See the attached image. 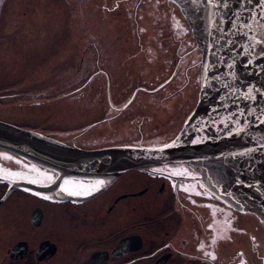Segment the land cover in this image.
Instances as JSON below:
<instances>
[{"label": "flooded vegetation", "instance_id": "obj_1", "mask_svg": "<svg viewBox=\"0 0 264 264\" xmlns=\"http://www.w3.org/2000/svg\"><path fill=\"white\" fill-rule=\"evenodd\" d=\"M131 173L100 191L0 150V264H264V226L211 199L189 167Z\"/></svg>", "mask_w": 264, "mask_h": 264}, {"label": "water", "instance_id": "obj_2", "mask_svg": "<svg viewBox=\"0 0 264 264\" xmlns=\"http://www.w3.org/2000/svg\"><path fill=\"white\" fill-rule=\"evenodd\" d=\"M167 1L200 52L194 108L173 139L157 147L86 149L0 120V150L58 179L102 182L100 191L126 172L185 165L211 199L264 226V0Z\"/></svg>", "mask_w": 264, "mask_h": 264}, {"label": "rangeland", "instance_id": "obj_3", "mask_svg": "<svg viewBox=\"0 0 264 264\" xmlns=\"http://www.w3.org/2000/svg\"><path fill=\"white\" fill-rule=\"evenodd\" d=\"M136 2L139 3V6H141L140 3L142 4L136 9L139 17L137 14L135 15ZM113 3L118 8L111 12ZM103 6L106 8L104 9ZM178 11L166 0H0V120L26 129L32 128L29 130L42 134H50L69 145H74L73 140L80 145L78 147L86 149L88 146L83 143L95 144L92 140L83 141L84 138H81L79 133L75 135L78 130L71 131L72 135L69 134L70 130L67 129L75 127L79 129L83 124L81 123L83 119L79 117L80 107L75 108L76 103L72 104L70 98L62 97L59 100L57 97L45 96L49 95L46 91L47 83L52 81L63 69H69L73 62L84 60L83 63H78L74 69L77 73L79 71V75L81 74L80 70L85 69L82 75L86 76L90 73L89 68H94V62L105 64L104 61L108 55L102 56V53L105 54V52H101L98 59L92 58L91 54L94 50L84 48L87 45V36L91 34L86 31L81 35V31H84L85 28L90 32L97 31L100 25L106 27L114 21H119L120 25L116 27L117 33L122 38L123 33H126L130 41L125 55L141 52L139 50H143V46H151L154 49L151 41L158 37L155 48L159 54L163 55L164 79L169 78L171 83L168 85L176 82L173 85L178 84V87L181 86L185 90L182 99L179 98V101L173 106L163 107L162 104L157 106L152 104L151 109L150 106L144 104L138 106L145 114L148 111L152 113L154 110L160 113H156V116L161 119L156 125H152L153 122L148 123L151 121L150 118H146L147 122L138 129L134 125L131 126L128 121L122 122V118L118 121L113 120L100 124L93 130V134L100 135L102 131L104 135L111 137L108 142L101 139L97 146L91 148L103 147V144L108 143H110L109 146H137L138 141L145 146H147L146 143H149L148 147L167 143L178 132L183 121L193 110L199 88L200 57L197 52L195 57H198V62L194 60L192 52L185 53L186 55L183 54L177 60L176 68H172L166 47L159 44V42L168 40L173 43V45L170 44L171 48L173 46L174 49L177 45L181 47L179 38L176 40L172 36L177 22L179 24V18L181 19ZM92 15H95V21L100 23L98 28L93 26ZM180 21L179 30L184 27L182 19ZM152 24L154 29H152ZM144 28L146 33L140 34ZM166 30L171 32L168 39H159L163 37L162 34L156 36V33ZM184 30H188V28L186 27ZM92 35H101V33H92ZM101 38L103 37L101 36ZM112 42L115 43L112 44V48L119 43L118 41ZM115 50L119 52L117 48H114ZM181 51L183 52V50ZM111 59L109 57L108 61ZM151 60H154V57H151ZM66 72L71 73V70ZM113 80L114 78L110 81L111 84ZM152 81H156V79L153 78ZM97 90L100 92V88ZM127 92L129 90L119 97V103L127 98ZM37 93L41 94L42 100L36 99L38 98ZM139 102L142 103L143 99ZM90 107L96 110L97 116H105V107L101 108L95 103ZM113 111L111 110L113 117L118 118L116 111ZM143 116L146 117V115ZM140 117L142 118V116ZM56 126L65 129L63 133L48 131ZM115 128L120 132L119 135L112 133V130L116 131ZM130 141L131 144H125ZM152 142L155 144L152 145ZM123 175L135 176L137 174L126 172Z\"/></svg>", "mask_w": 264, "mask_h": 264}, {"label": "trees", "instance_id": "obj_4", "mask_svg": "<svg viewBox=\"0 0 264 264\" xmlns=\"http://www.w3.org/2000/svg\"><path fill=\"white\" fill-rule=\"evenodd\" d=\"M172 4V3H170ZM142 6V4L140 3ZM139 6V3H135V11L137 8L141 7ZM172 6L178 10V8L172 4ZM104 9L106 8L103 6ZM118 7L115 6V3L111 6V12H113L114 9ZM91 10V9H90ZM179 12V11H178ZM130 16L131 13L129 12ZM137 14V17H139L137 11L135 15ZM180 14V12H179ZM92 23L94 27L98 28L99 22L95 21V15H92ZM182 22H183V29L179 30V24H180V18H179V24L177 22V27H175L174 31L172 32V36L175 37L176 40L179 38V42H181V47L178 46V49L176 47L173 49L170 47V44L173 45L172 42H169L168 40H164V42H159L161 46H165L167 51V55L169 56L171 62L170 67L176 68V62L179 59L180 56L183 54H188L192 52V56L196 62L199 61L198 57H195L196 52L198 56L200 57V54L198 51H195V43L191 37L190 31L184 30L186 29L187 23L183 19L182 15L180 14ZM155 22V21H153ZM120 25L119 21H114L111 25L103 27L100 25V28L97 31H89L86 28L84 31H81V35L84 34V32H88L91 35L87 36V45L84 47L85 49L94 50L93 54H91L92 58L98 59L99 54L101 52H105L103 55H108L107 59L104 61L105 64H101L98 62H94V68H89L90 73L86 75H82L83 71L85 69L79 71L74 69L75 66L78 63H83L84 60H80L81 62H73L71 65V69H63L59 74H57L54 79L50 82H48V89L46 90L49 95H45L48 97H57L59 100L63 98H70V101L72 104L75 102V108L80 107L81 114L79 117H81L83 120L81 123H83L80 128L77 127L70 130L76 131L75 135L80 133L81 131H87L86 135L84 137L81 136V138H84L83 141H93L95 144L90 143H83L88 146H97L100 143L101 139H104V142H108L110 139V135H104V133L101 131L100 135H94L93 130L99 126L100 124L115 121V120H121L122 122L128 121L130 122V125L137 124L139 127L144 126V123L147 122L146 118H150L151 121L148 123H152V125H156L158 120H161L158 116H156V113H158L157 110H154L152 113L149 111L147 114L144 112H141V109L138 107L139 105H148L150 106V109L152 108V104L157 106L158 104L164 105L163 107L173 106L174 104L179 101V98L182 99L183 91L185 88L178 87V84L168 85L169 78L164 79L163 76V67H162V54H159L158 50L155 48V43L158 41V37H156L153 41H151V44L153 45L154 49L151 46H143V50H139L141 52H134V53H128V55H125V51L130 46V41L128 39V36L126 33H123V38L120 36L119 33H117L116 27ZM92 26V25H91ZM152 24V29L153 28ZM186 26V27H185ZM92 33H101V35H95L93 36ZM146 33L145 28L140 31V34ZM170 31L166 30L162 33H156V36H160L161 34L163 37H160L159 39H168ZM160 34V35H159ZM101 36L103 38H101ZM147 36V34H146ZM111 37V39H110ZM122 38V39H121ZM148 43L150 42L147 38ZM174 40V39H173ZM112 41H118V45L114 48H117L119 52L114 51V48H112ZM107 43V44H106ZM106 44V45H105ZM150 44V43H149ZM110 45V46H109ZM171 48V49H170ZM183 50V52L181 51ZM180 52H182L180 54ZM108 53V54H107ZM118 53V54H117ZM185 54V55H186ZM125 55V57H124ZM160 56V57H159ZM111 57L112 59L108 61V58ZM151 57H154V60H151ZM161 58V60H160ZM149 63V64H148ZM147 64V65H146ZM165 64V63H164ZM163 64V65H164ZM93 65V63H92ZM74 69V70H72ZM67 70H71L70 72H66ZM103 71H106L105 73ZM190 70L188 71V73ZM114 78L112 81V84L110 81ZM155 78L156 81H152V79ZM55 80V82H54ZM178 81V80H177ZM144 83V84H139ZM178 83H180L178 81ZM147 86H146V85ZM198 84V83H197ZM149 85V86H148ZM103 86V90H102ZM98 88H100V92H98ZM123 89V90H122ZM129 90L126 94L128 95L127 98L119 103V97ZM169 93H168V92ZM164 94H161L163 93ZM174 92V93H173ZM41 93V92H39ZM37 93L38 98L42 100L41 94L39 95ZM40 97V98H39ZM100 97V99H98ZM162 97V98H161ZM143 102H139V100H142ZM74 100V101H73ZM161 100V101H160ZM97 104L99 107H105V116L102 117L96 115V110L92 109L90 107L91 104ZM111 110H115L118 118H114ZM129 111V112H128ZM114 112V111H113ZM127 113V115H125ZM151 116H149L148 115ZM155 113V114H154ZM101 114L103 115V111L101 110ZM108 114V116H107ZM160 114V113H158ZM143 115H146L143 116ZM142 116V118L140 117ZM138 117V118H137ZM91 120V121H89ZM95 125V123H98ZM185 121H183L181 127L183 126ZM147 126V124H145ZM118 128V126H116ZM25 128V127H23ZM55 128V130H54ZM48 131H57V133H63L65 129H61V127H54ZM112 130V133L114 134H120L118 129ZM32 129V128H27ZM111 132V131H110ZM45 133V132H43ZM47 136L52 137L50 134H45ZM72 135V134H70ZM74 136V135H73ZM53 138H56L53 136ZM145 139V138H144ZM155 140V139H154ZM125 144H131V141Z\"/></svg>", "mask_w": 264, "mask_h": 264}, {"label": "snow or ice", "instance_id": "obj_5", "mask_svg": "<svg viewBox=\"0 0 264 264\" xmlns=\"http://www.w3.org/2000/svg\"><path fill=\"white\" fill-rule=\"evenodd\" d=\"M251 95V93L249 92V96ZM195 143V141H193ZM165 147H168V145H165ZM9 176H15L16 174L13 173H9ZM49 179H51L49 177ZM98 183H102V182H98ZM65 187L63 188V191L68 192L70 195H76L79 194L76 191H74V185H72V182L69 181H65Z\"/></svg>", "mask_w": 264, "mask_h": 264}]
</instances>
